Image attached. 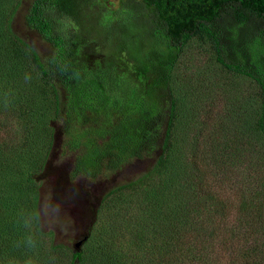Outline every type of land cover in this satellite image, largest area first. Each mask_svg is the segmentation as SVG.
<instances>
[{
    "label": "trees",
    "instance_id": "trees-1",
    "mask_svg": "<svg viewBox=\"0 0 264 264\" xmlns=\"http://www.w3.org/2000/svg\"><path fill=\"white\" fill-rule=\"evenodd\" d=\"M21 1L0 14V71L5 58L6 64L18 59L31 67L48 93L42 104L34 103L46 124L36 151L30 133L22 146L12 142L5 119L15 111L4 98L16 95L12 90L18 92L23 75L0 78V264L28 260L33 248L48 258L67 256L66 264H264V216L254 196L244 189L227 223L224 201L195 185V173L175 183L170 169L177 117L172 68L193 37L210 44L223 68L257 85L255 128L264 145V0H119L113 8L109 0H26L23 23L48 45L41 54L13 27ZM87 8L122 13L138 24V41L119 45L110 58L101 43L75 41ZM141 159L150 161L143 171L89 203L95 182ZM44 183L52 195L76 204L75 228L84 208L86 230L76 232V240L92 238L108 197L139 193L140 215L130 221L127 246L113 232L93 256L54 241L36 218Z\"/></svg>",
    "mask_w": 264,
    "mask_h": 264
},
{
    "label": "rangeland",
    "instance_id": "rangeland-1",
    "mask_svg": "<svg viewBox=\"0 0 264 264\" xmlns=\"http://www.w3.org/2000/svg\"><path fill=\"white\" fill-rule=\"evenodd\" d=\"M15 1L0 0V14L8 10ZM109 1L112 8L119 3V0ZM25 6L26 0H22L13 16V27L38 53H44L48 50V45L23 23ZM82 13L83 18L77 28L75 41L101 43L103 53L109 58L115 57L119 45L129 47L138 41V24L126 20L122 13H96L92 8H87ZM3 52L0 48V53ZM4 61L6 62V58ZM5 62L2 73L0 71L1 79L11 78L5 76L7 73L19 71L18 74L23 75L19 79L18 92L15 91L16 88L12 90L15 96H6L1 89L5 93V105L15 111L12 116L6 117L5 131L12 133L9 138L18 146L24 144L23 137L30 133L31 140H36L33 147V151H36L42 137V128H45L46 117L34 103L42 104L44 96H48V93L40 87L37 76L29 70L31 67L25 62L18 59L12 63ZM171 75L177 104L173 147L170 153V169L177 174L175 183H181L185 173H195V185L206 188L216 198L224 201V220L227 223L235 217V212L242 202L241 194L244 189L261 204V214L264 216V145L260 133L255 128L259 111L257 85L246 76L223 68L214 60L210 44L195 37L189 39L182 47ZM17 81L12 84L16 85ZM10 82L11 80L6 87L11 85ZM149 162L148 159L132 161L108 179L95 182L91 186L92 197L89 203L91 200H97L113 184L143 171ZM68 164L70 162L66 163ZM38 196V208L48 203L61 207L59 226L51 230L47 222L41 219V228L49 230L54 241L62 243L66 248H73L76 232L84 234L86 230L87 214L84 213V208L75 228L71 223L72 212L78 210L74 202L62 201L57 194L52 195L47 183L41 185ZM141 198L139 193L126 191L108 197L93 224L92 238H86L80 248L92 251L93 256L101 240L111 232L117 233V241L126 247V239L132 231L130 221L140 215L138 202ZM259 230L264 231V227ZM37 263L66 264L67 256L48 258L40 249L33 248L29 250L28 260L15 264Z\"/></svg>",
    "mask_w": 264,
    "mask_h": 264
},
{
    "label": "clouds",
    "instance_id": "clouds-1",
    "mask_svg": "<svg viewBox=\"0 0 264 264\" xmlns=\"http://www.w3.org/2000/svg\"><path fill=\"white\" fill-rule=\"evenodd\" d=\"M61 215V207L52 203L42 204L36 213L37 220L44 219L47 222V226L51 230H55L59 224V217ZM33 240L31 237L27 239L28 246H33Z\"/></svg>",
    "mask_w": 264,
    "mask_h": 264
},
{
    "label": "water",
    "instance_id": "water-1",
    "mask_svg": "<svg viewBox=\"0 0 264 264\" xmlns=\"http://www.w3.org/2000/svg\"><path fill=\"white\" fill-rule=\"evenodd\" d=\"M85 239H86V235H84L81 239L76 240V241L73 243V247H74L75 249H79L81 243H82Z\"/></svg>",
    "mask_w": 264,
    "mask_h": 264
}]
</instances>
